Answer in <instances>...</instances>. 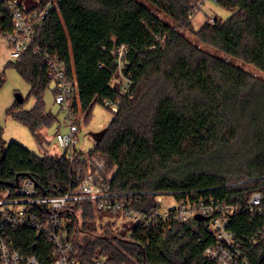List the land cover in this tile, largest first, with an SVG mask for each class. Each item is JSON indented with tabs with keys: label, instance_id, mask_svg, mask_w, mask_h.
<instances>
[{
	"label": "trees",
	"instance_id": "1",
	"mask_svg": "<svg viewBox=\"0 0 264 264\" xmlns=\"http://www.w3.org/2000/svg\"><path fill=\"white\" fill-rule=\"evenodd\" d=\"M142 1L148 6L140 0H56L34 45L64 65L78 90L73 110L84 123L95 105L119 104L87 152L114 172L111 192L131 194L140 211L154 208L157 194L239 206L228 229L247 247L250 264H264V238L249 241L264 226V0H216L231 16L197 30L192 16L199 0ZM3 3L0 29L10 32ZM13 65L30 86L33 105L24 110L25 99L15 101L6 114L43 148L56 119L43 101L52 83L47 62L29 50ZM120 75L128 80L125 94ZM3 80L0 75V86ZM26 178L43 197H62L77 185L64 154L39 156L14 141L5 145L0 128V199ZM255 192L262 195L261 214L245 209ZM64 215L81 264L94 257L110 264H216L205 256L214 240L200 216L143 234L128 223L114 230L112 215L89 200ZM11 237L22 253L48 263L50 245L33 231Z\"/></svg>",
	"mask_w": 264,
	"mask_h": 264
},
{
	"label": "built area",
	"instance_id": "2",
	"mask_svg": "<svg viewBox=\"0 0 264 264\" xmlns=\"http://www.w3.org/2000/svg\"><path fill=\"white\" fill-rule=\"evenodd\" d=\"M43 1L4 0L3 7L9 14L13 29L10 32L0 29V41L9 49L10 59L16 60L31 50L33 55L47 62L48 77L55 90L53 103L65 114L64 125L67 129L62 132L59 127L54 141L75 168L77 185L62 197H43L33 179L26 178L17 186L4 191L0 199V264H43L35 256L25 255L14 246L11 235L20 230L33 231L36 237L50 245L47 264H81L75 256L74 244L69 235L71 221L64 212L85 200L94 203L98 211L112 215L116 222L140 226L143 234L150 231L155 234L173 223L188 222L200 216L208 220V229L214 240L205 249L206 257L216 264H250L247 247L228 229L230 218L241 210L239 206L224 202L206 204L202 201H177L173 196L157 194L154 208L140 211L134 209L131 194L110 191L114 172L108 171L103 160L77 148V134L84 115L76 114L73 110V100L78 93L76 85L57 58L34 45L36 29L50 11L58 6L56 0ZM124 52L125 47L121 46L118 51L119 60ZM117 83L125 94L129 87L128 80L120 75ZM104 104L113 113L118 111L119 104L112 101H105ZM165 197H173L174 202L162 208ZM261 199L260 193H253L245 209L250 213L261 214ZM263 238L264 226L259 236L249 241L256 244ZM90 264L110 263L104 257H94Z\"/></svg>",
	"mask_w": 264,
	"mask_h": 264
},
{
	"label": "rangeland",
	"instance_id": "3",
	"mask_svg": "<svg viewBox=\"0 0 264 264\" xmlns=\"http://www.w3.org/2000/svg\"><path fill=\"white\" fill-rule=\"evenodd\" d=\"M144 5H147L144 1ZM231 16V12L221 8L215 0H199L193 9L192 26L195 30L199 29L206 21L210 22L214 18L220 20H226ZM189 39L196 41V39L185 33ZM11 62V64H9ZM15 60L9 58V49L6 47L3 41H0V75L3 77V83L0 86V128L2 129V139L5 145L14 141L27 149L33 151L39 156H43L46 153L60 155L62 150L56 145L54 141V135L59 128L62 132H66L64 125L65 114L60 111L59 106L53 103V84L50 88L46 89L43 95V101L45 108L50 111L55 117V121L46 131V140L49 144H45L43 148L39 147L31 134L30 130L18 123L15 119L7 116L6 110L12 106L16 101V94H20L25 99L22 109L28 110L33 105V98L28 96L30 86L24 80V78L16 71L14 67ZM236 64L240 65L237 61ZM250 72H254V69L248 66H244ZM113 117V112L103 105H95L92 109L89 121L84 123L80 120V128L77 134L78 144L77 148L81 152L87 153L94 147L103 131L108 126V123ZM162 208L166 207L167 203H173V197L163 198ZM123 223L116 222L114 230H119Z\"/></svg>",
	"mask_w": 264,
	"mask_h": 264
},
{
	"label": "water",
	"instance_id": "4",
	"mask_svg": "<svg viewBox=\"0 0 264 264\" xmlns=\"http://www.w3.org/2000/svg\"><path fill=\"white\" fill-rule=\"evenodd\" d=\"M16 102L17 103H22L23 102V97L20 94H16Z\"/></svg>",
	"mask_w": 264,
	"mask_h": 264
}]
</instances>
